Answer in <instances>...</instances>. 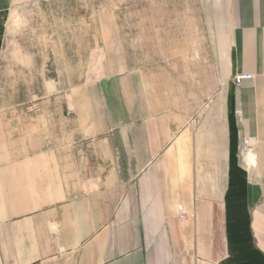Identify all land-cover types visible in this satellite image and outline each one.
Masks as SVG:
<instances>
[{"label": "crops", "instance_id": "0c3cea01", "mask_svg": "<svg viewBox=\"0 0 264 264\" xmlns=\"http://www.w3.org/2000/svg\"><path fill=\"white\" fill-rule=\"evenodd\" d=\"M211 1L212 55L153 57L106 112L74 89L18 133L0 105V264H264V0Z\"/></svg>", "mask_w": 264, "mask_h": 264}, {"label": "rangeland", "instance_id": "374dc122", "mask_svg": "<svg viewBox=\"0 0 264 264\" xmlns=\"http://www.w3.org/2000/svg\"><path fill=\"white\" fill-rule=\"evenodd\" d=\"M211 0H16L2 50L0 105H15L18 133L40 122L42 101L50 110L72 99L74 89L93 90L99 111L120 104L108 90L135 87L137 72L184 56H211ZM227 4L228 2L225 1ZM10 35V37H9ZM206 46L204 50L202 46ZM189 46V47H188ZM191 47V48H190ZM107 91V92H106ZM107 94L103 96L99 94ZM88 96L81 100L88 101ZM91 98V99H92Z\"/></svg>", "mask_w": 264, "mask_h": 264}, {"label": "built area", "instance_id": "2783aa9c", "mask_svg": "<svg viewBox=\"0 0 264 264\" xmlns=\"http://www.w3.org/2000/svg\"><path fill=\"white\" fill-rule=\"evenodd\" d=\"M252 76L250 74H246V75H235L233 76L232 80L234 82L235 85H240L242 81L244 80H248L251 79ZM250 140L245 142V145H249ZM179 214H178V219L182 220L185 216V214L183 212H181V208H178Z\"/></svg>", "mask_w": 264, "mask_h": 264}]
</instances>
